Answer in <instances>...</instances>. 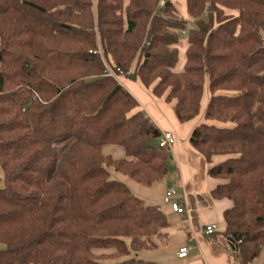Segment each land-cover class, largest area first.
Listing matches in <instances>:
<instances>
[{"label": "trees", "instance_id": "obj_1", "mask_svg": "<svg viewBox=\"0 0 264 264\" xmlns=\"http://www.w3.org/2000/svg\"><path fill=\"white\" fill-rule=\"evenodd\" d=\"M184 5L186 17L180 0H0V264H160L138 254L167 241V216L115 175L150 187L171 156L110 73L173 103L181 124L199 115L207 79L189 142L206 163L221 158L207 174L211 197L230 202L222 235L236 264L259 257L264 0ZM182 32L184 70L173 72Z\"/></svg>", "mask_w": 264, "mask_h": 264}, {"label": "crops", "instance_id": "obj_2", "mask_svg": "<svg viewBox=\"0 0 264 264\" xmlns=\"http://www.w3.org/2000/svg\"><path fill=\"white\" fill-rule=\"evenodd\" d=\"M119 83L141 105L142 108L139 109L151 118L161 133L170 132L175 138L172 148L168 150L171 154L168 174L162 181L145 187L124 176L115 175L128 186L132 194L144 200L145 204L160 207L169 221L167 241H161L157 249L143 251L138 256L160 264H236L230 243L224 236L218 235V228L223 224V212L230 207V202L226 199L214 200L211 197L210 192L218 181L207 174L210 165L218 163L221 158H215L208 164L189 142L192 130L199 125L198 117L181 124L174 114L173 103L155 97L151 89L145 88L139 79L124 75ZM206 106L207 103L204 111ZM105 153L114 158L125 156L117 147H108ZM167 189L176 190L179 198L185 195L187 216L174 213L164 203ZM212 224L217 227L215 233L211 236L205 235L204 229ZM186 246L190 247L188 256L178 259V250ZM251 264H264V248Z\"/></svg>", "mask_w": 264, "mask_h": 264}, {"label": "built area", "instance_id": "obj_3", "mask_svg": "<svg viewBox=\"0 0 264 264\" xmlns=\"http://www.w3.org/2000/svg\"><path fill=\"white\" fill-rule=\"evenodd\" d=\"M159 5L161 7H163L164 1H161ZM182 35H184V32H182ZM110 75L114 79H116L118 82H120L121 76H124V75H115L113 73H110ZM174 142H175V138H174L172 133L162 132L161 136L158 140V146L160 148L169 150L172 148ZM164 203L169 205L171 210L174 213L179 214L180 216H187L188 215V209H187V205H186V197L184 194L181 198H179V196H177L176 190L167 189L165 192V195H164ZM216 229H217L216 225H214V224L209 225L204 229V234L207 236H211L215 233ZM189 251H190L189 246L180 248L176 254V257L178 259H184L188 256Z\"/></svg>", "mask_w": 264, "mask_h": 264}, {"label": "rangeland", "instance_id": "obj_4", "mask_svg": "<svg viewBox=\"0 0 264 264\" xmlns=\"http://www.w3.org/2000/svg\"><path fill=\"white\" fill-rule=\"evenodd\" d=\"M180 3H181V6H180L181 12H182L183 16L186 17L184 0H180ZM225 12H226V14H235V13L230 12L228 10H226ZM176 48L178 50V58H177L176 64L172 68V70H173V72H182L184 70L185 57H186V48H187V40H186L185 36L179 35V41H178V44H177ZM209 98H210V92H209V89H208V81L206 79L205 83H204L203 96H202L201 105H200V114L197 116L198 117L197 121H198L199 124L205 122V120L203 119V116H204L203 115L204 114V105L206 103H208ZM139 107L142 108L141 105H139ZM201 107H202V112H201ZM215 124H218V123H215ZM170 156H171V154H170ZM169 164H170V160H169L168 165ZM223 230H224V223L221 226H219V228H218V235L219 236H223L222 235ZM4 249H5V246L0 243V251H2Z\"/></svg>", "mask_w": 264, "mask_h": 264}, {"label": "water", "instance_id": "obj_5", "mask_svg": "<svg viewBox=\"0 0 264 264\" xmlns=\"http://www.w3.org/2000/svg\"><path fill=\"white\" fill-rule=\"evenodd\" d=\"M231 248H233V247L231 246Z\"/></svg>", "mask_w": 264, "mask_h": 264}]
</instances>
